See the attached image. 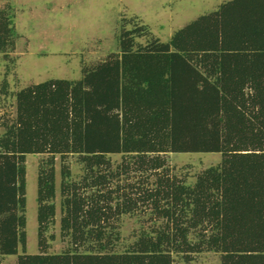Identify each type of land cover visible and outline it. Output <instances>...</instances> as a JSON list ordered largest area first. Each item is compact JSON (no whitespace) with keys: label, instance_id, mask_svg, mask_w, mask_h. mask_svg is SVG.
<instances>
[{"label":"trees","instance_id":"obj_1","mask_svg":"<svg viewBox=\"0 0 264 264\" xmlns=\"http://www.w3.org/2000/svg\"><path fill=\"white\" fill-rule=\"evenodd\" d=\"M14 23L0 9V52L16 45ZM117 43L78 79L15 93L0 83L17 108L7 118L0 103V264L20 247L16 264H175L174 253L206 250L221 264H264V0L224 1L167 41L124 18ZM171 152H220L222 161L190 182L172 172ZM31 153L49 154L39 165L35 254L26 253ZM57 155H76L83 175L63 167L61 228L71 246L50 253ZM142 212L161 225L119 250L114 223Z\"/></svg>","mask_w":264,"mask_h":264},{"label":"rangeland","instance_id":"obj_2","mask_svg":"<svg viewBox=\"0 0 264 264\" xmlns=\"http://www.w3.org/2000/svg\"><path fill=\"white\" fill-rule=\"evenodd\" d=\"M227 0H0V9L14 14L17 41L7 53L0 52V83L5 78L12 92L50 78L78 79L85 64L94 65L112 52H118L117 37L121 20L138 17L148 24L153 34L167 41L173 33L200 15L216 9ZM145 43L147 38L138 39ZM2 114L16 116V100L0 94ZM49 154L27 155V247L26 253H40L38 223L39 165ZM116 163L121 154L111 156ZM174 174L194 182L196 177L212 165L222 161L220 152H171L167 155ZM69 166L73 178L83 175V165L76 155L63 159L56 156L57 215L46 233L50 253L68 249L70 239L61 228L63 180L62 170ZM119 233L118 249L124 250L143 230H152L161 222H154L147 213L125 214L115 222ZM156 224V225H155ZM53 236H55L53 238ZM19 254L3 257V264H16ZM175 264H221V253L203 251L186 255L174 253Z\"/></svg>","mask_w":264,"mask_h":264}]
</instances>
